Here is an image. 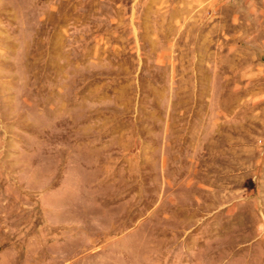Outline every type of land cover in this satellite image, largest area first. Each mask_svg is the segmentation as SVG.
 Here are the masks:
<instances>
[{
  "label": "rangeland",
  "instance_id": "rangeland-1",
  "mask_svg": "<svg viewBox=\"0 0 264 264\" xmlns=\"http://www.w3.org/2000/svg\"><path fill=\"white\" fill-rule=\"evenodd\" d=\"M0 264H264V0H0Z\"/></svg>",
  "mask_w": 264,
  "mask_h": 264
}]
</instances>
